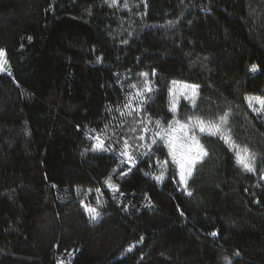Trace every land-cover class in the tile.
Here are the masks:
<instances>
[{
    "label": "trees",
    "instance_id": "trees-1",
    "mask_svg": "<svg viewBox=\"0 0 264 264\" xmlns=\"http://www.w3.org/2000/svg\"><path fill=\"white\" fill-rule=\"evenodd\" d=\"M0 49V264H264V0H0ZM225 113L181 182L155 122Z\"/></svg>",
    "mask_w": 264,
    "mask_h": 264
},
{
    "label": "snow or ice",
    "instance_id": "snow-or-ice-1",
    "mask_svg": "<svg viewBox=\"0 0 264 264\" xmlns=\"http://www.w3.org/2000/svg\"><path fill=\"white\" fill-rule=\"evenodd\" d=\"M111 3L115 5L117 3V0H111ZM127 7V5H124ZM5 52L4 50L0 49V62L3 64H6L7 61L4 59ZM0 70H3L2 67H0ZM256 66L253 65L250 71L255 72ZM154 74V73H153ZM141 76L147 78L148 73H140ZM178 84L177 81H173V85ZM131 87L135 88V85H132ZM198 86L197 85H183L184 89L191 88L193 90V93L195 94V90ZM143 91L151 92L152 88L148 85V82L146 81L145 88ZM171 91V90H170ZM136 96H140L143 98V92H137L135 94ZM130 98L129 104L125 105V107H129L132 103V99ZM187 98V97H185ZM194 99V97H193ZM249 107L251 108L253 105V102L260 105V108H254V111H262L264 110V96H250L247 97ZM173 113L176 112V103H173L171 105L170 109ZM123 115V113H121ZM132 112L130 111L128 115H131ZM156 126L159 128V131H156L154 133V138L152 140V143H157V138L159 140H164L166 146L169 149V154L172 159V161L179 167V176L181 182H184L186 180V176H190L192 172V165L196 163L199 159H201L204 155H207V153L203 149V145L200 144V141L198 137L196 136L195 132L192 131L193 128L198 127L199 131L201 133H207L209 135H217L221 132L222 125L227 123V113H225L224 116H221L219 118V123H213L211 121H203L199 118H195L193 120L192 117L188 118L187 123H182L179 119H176L175 115L173 117V120L168 122L167 128L161 127V122L157 120ZM135 129H133L134 131ZM144 131L147 132L148 128L145 127ZM221 138L225 141V143L231 144V140L229 136H221ZM99 140V137H97ZM140 140L144 139V136L141 135L139 137ZM232 147L236 151V161L238 164H240L245 170L252 171V161L255 159V157L251 154H249V151L247 148L240 149L236 145H232ZM97 148L102 149L103 148V141H100V144L97 145ZM96 150V149H94ZM130 150V144L128 140L124 141V150L121 152L122 157H127L130 161L132 160V156L129 153ZM115 171V170H114ZM124 175V173H122ZM156 179H161V177H157ZM106 183H109V181H105ZM114 187V186H113ZM89 213L92 214L93 219H95L96 211L92 208L86 209ZM212 235H216V233H212ZM130 250V249H128ZM227 260L228 258L225 257Z\"/></svg>",
    "mask_w": 264,
    "mask_h": 264
},
{
    "label": "rangeland",
    "instance_id": "rangeland-1",
    "mask_svg": "<svg viewBox=\"0 0 264 264\" xmlns=\"http://www.w3.org/2000/svg\"><path fill=\"white\" fill-rule=\"evenodd\" d=\"M0 67H2V69L3 70H0V73L1 72H4L5 70H6V67H5V64H3L2 62H0ZM185 84H187V85H193V84H189V83H186V82H178V84H176V85H173V83L171 84V87H170V94H171V102H172V104L173 103H176L177 104V102L181 99V98H185V97H187V98H193V97H195L197 94H198V89L196 88V90H195V94L193 93V90L191 89V88H189V89H184L183 88V85H185ZM169 121H171V120H169ZM168 121V122H169ZM168 122H167V124H165V126H163L164 128H167V126H168ZM182 123H187L188 121H181ZM157 131H159V129L157 130ZM192 131H194L195 132V134H196V136L198 137V139H199V137H200V135L202 134L200 131H199V128L198 127H195V128H193L192 129ZM168 155L170 156V154H169V149H168ZM197 162V161H196ZM194 165V164H193ZM193 165H192V167H193ZM176 167H177V172H178V177H179V179H180V176H179V167L176 165ZM187 177L188 176H186V179H187Z\"/></svg>",
    "mask_w": 264,
    "mask_h": 264
}]
</instances>
